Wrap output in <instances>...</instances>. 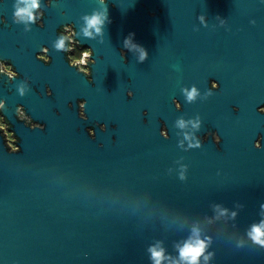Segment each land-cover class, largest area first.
Returning <instances> with one entry per match:
<instances>
[{
  "label": "water",
  "instance_id": "1",
  "mask_svg": "<svg viewBox=\"0 0 264 264\" xmlns=\"http://www.w3.org/2000/svg\"><path fill=\"white\" fill-rule=\"evenodd\" d=\"M3 2L9 19L22 9V0ZM60 3L63 13L38 0L47 16L33 34L23 30H31L30 21H14L17 31L0 29V55L20 73L10 91L0 82L4 113L18 138L11 150L0 134V264H157L153 251L161 252L158 264H189L180 250L198 241L205 248L197 264H264V247L252 239L254 228L264 232V114L257 111L264 105V0ZM106 6L110 23L101 43L88 20L103 19ZM61 19L94 52V86L55 48ZM130 33L147 59L157 60L154 46L163 44V69L179 91L206 75L240 93L211 95L205 104L198 97L190 113L216 126L218 147L210 137L189 148L198 140L194 120H180L165 140L139 125L124 95H101L106 79L122 92L128 67L119 49ZM38 44L48 47V66L35 59ZM130 44L136 61L142 50ZM32 84L56 95H38ZM97 123L105 130L91 138L85 127Z\"/></svg>",
  "mask_w": 264,
  "mask_h": 264
},
{
  "label": "flooded vegetation",
  "instance_id": "2",
  "mask_svg": "<svg viewBox=\"0 0 264 264\" xmlns=\"http://www.w3.org/2000/svg\"><path fill=\"white\" fill-rule=\"evenodd\" d=\"M32 0H22V9H13L11 11V19H9L6 5L3 0H0V29L4 28L7 31H17L13 30V22L16 21H30L32 23V28L29 30L28 26H25L23 30L27 34H33L35 30H40L44 26V19L46 18V11L44 8L31 7ZM46 6H52L53 8L59 10L63 13V9L61 8L60 0H45ZM27 10V11H23ZM31 13V14H30ZM30 15V16H29ZM63 19L60 20L59 26L56 29V34L58 36L59 41L63 40L64 48L63 51H68L69 45H72L73 51L76 55L75 59L71 61L76 69H84L86 66L81 64L79 59L81 58L79 46L75 44V29L72 23H63ZM42 25V27L37 25ZM62 27V31L58 33V30ZM81 44V43H80ZM83 47L86 44H81ZM41 46H45L44 44H38L37 51L35 54H38ZM17 47L16 44L11 43V48ZM128 47L132 49L131 44H128ZM48 48V47H47ZM163 48V44L159 43L157 46H154L155 52H158L157 60L147 59L143 63H138L136 61H132V53L128 52L126 49L121 47L119 50L124 52L125 60L122 61L126 67H128V73L124 77V84L122 86V92L116 93L111 88V83L108 79H106V85L104 87V93L101 95H124L127 101H132V104L129 107H132L133 116L137 120L140 126L150 129L155 134H158L160 137H163L165 133L160 132L161 126H164L168 134L170 131L177 129L180 120H186L189 125V117L191 111L194 110L198 101L192 104L185 103L184 97H181V91L178 90V83L173 78V76L166 70L163 69V62L161 60V55L159 54V50ZM69 53L68 55H71ZM67 60V56H65ZM67 62H69L67 60ZM133 65V70L130 67ZM20 73L16 69L14 62L12 59H8L7 57L0 55V82L2 81L3 86L7 91L11 90L10 82L15 81L17 77H19ZM83 76V75H82ZM84 77V76H83ZM86 78L90 79V75L86 76ZM85 79V78H84ZM92 83L89 84L86 80L85 82L90 86H94L96 81L91 75ZM210 81H215L218 83L219 88L212 92L211 95H240L238 91H231L228 89L226 83L221 78L204 76L201 81H188L181 85V87H190L195 85L203 94L208 90V84ZM31 87L35 89L38 95H45V88L47 87L50 90L51 95H56L55 92L45 86L40 90H37V86L32 84ZM131 91L132 97L129 98L125 95L126 92ZM4 95V94H1ZM163 95H169L168 102L166 103L163 99ZM175 99L181 105V111H176L172 101ZM204 101V102H203ZM202 102L205 104L206 100ZM84 103V99L82 97L77 98V106L78 112L85 116L84 109L80 107L81 104ZM261 107H264L262 105ZM232 109H238V107L234 104H231ZM260 108V107H259ZM5 102L3 100V96H0V134L3 137V141L5 145L9 148V145H12L14 142H18L17 136L14 135L12 129L10 128V123L7 121L5 113ZM236 112V111H235ZM234 112V113H235ZM18 119L24 120L26 124L33 126L37 125L36 122L30 119L28 115L20 116L16 113ZM183 116L182 118H178ZM110 127H114L111 122H109ZM100 125L104 126V123H97L94 128L93 124H87L86 130L88 135L92 137H96V135L101 132ZM193 127V123L191 124ZM99 128V129H98ZM218 129L216 126L211 125L208 122H202L200 132L196 135L198 139L203 137L205 133H208L209 139L210 137L215 142V137L211 136V133L218 134ZM13 133V134H12ZM111 138H114V134H111ZM220 139V138H219ZM205 141H202V143ZM258 144V143H257ZM218 147V145H216Z\"/></svg>",
  "mask_w": 264,
  "mask_h": 264
},
{
  "label": "clouds",
  "instance_id": "3",
  "mask_svg": "<svg viewBox=\"0 0 264 264\" xmlns=\"http://www.w3.org/2000/svg\"><path fill=\"white\" fill-rule=\"evenodd\" d=\"M102 2H103V0H102ZM106 5H107V3H106ZM31 7L38 8L39 7L38 0H32ZM23 11H27V10H23ZM217 18H220V17L217 16L216 19ZM197 20L199 21V24L201 26L208 27L206 17L204 15L197 16ZM107 23H110L107 6L105 7V15H104L103 19H101L97 15H93V17L90 20H88V26L90 28L95 29L98 34L102 35L101 43L103 42L104 29H105ZM97 25H100L101 27H97ZM37 26L42 27L41 24L37 25ZM101 28H103V32H101ZM62 30L63 29L61 27L58 30V33ZM194 31H198V29H194ZM85 36L90 40L94 39V37H92L91 34L88 33L87 31H85ZM130 42L133 43L134 47H137V48L142 50L141 56L137 57L136 61L138 63H143L145 60H147V58H148L147 50L143 46L134 42L133 34H131V33L127 37L124 38L123 49H126L128 52L132 53V49L128 47V44ZM75 44L79 46L80 55L83 57V59L80 61V63L86 65V67L84 69L78 68L76 70V73L82 74L84 76L85 80L89 84H91L92 83L91 66H94L96 63V60L93 59L94 52L90 47H87V48L83 47L77 39L75 40ZM55 48L57 49V51L62 52L64 54V59H65V56H67V60L69 61V62H66L67 66L70 69H73L74 65L71 63V61L75 59L76 55L73 51L72 45H69L68 51H63L64 42H63V40H61L55 45ZM69 53H72V54L68 55ZM120 58L122 61L125 60L124 52L122 50L120 51ZM35 59L37 61L41 62L43 65L48 66L51 63V57L48 55V48L45 46H41L39 53L36 54V56H35ZM89 75H90V79L86 78V76H89ZM218 88H219V85L217 82L210 81L208 84V90L205 91L203 94H201L200 90L195 85H192L190 87H181L180 91H181L182 96L184 97L185 103L192 104V103H195L197 101L198 97L200 98L199 100H201V101L207 100L208 97L211 96L212 92L215 90H218ZM45 95H49V96L51 95V92H50V90H48L47 87L45 88ZM125 95L127 97L131 98L132 92L128 91L125 93ZM172 103H173L176 111H178V112L181 111V105L175 99H173ZM69 107H70V105H69ZM80 107L84 109L85 103L81 104ZM233 111H236V109L234 108ZM257 111L261 114H264V107L258 108ZM78 116L81 120L86 119V118H81L82 114L79 112H78ZM182 117L183 116H180L178 118H182ZM189 120L195 121V123L193 124V127L196 129V132H199L201 129V124H202L199 114H197L195 117L189 118ZM100 129H101V131H104V126L100 125ZM160 132L165 133V135L162 138L167 140L168 139L167 129L164 126H161ZM208 135H209L208 133H205V135L203 137H200L194 145H189V148L199 149L202 145V141L207 140L206 137H208ZM211 136L215 137V142L212 140L213 143L215 145H219L220 139L217 136V134L213 132V133H211ZM257 143L260 144V147L258 148V150H259L261 148L260 137H257V140L253 144L254 148H255ZM240 207L242 208L243 205H240ZM259 208L261 210H264V203L260 204ZM233 214L235 215V213H233ZM253 231L255 233V235L252 237L253 242L259 244L261 247H264V240L261 239V237L264 236V232H261L259 227L254 228ZM204 248H205V246H204V243L202 241H198L194 245L193 244H186L185 247L180 250V255L182 258L187 259L189 261V264H197L198 258L204 252ZM209 255H211V253ZM153 258L157 260V264H158V260L161 258V252L153 251Z\"/></svg>",
  "mask_w": 264,
  "mask_h": 264
},
{
  "label": "built area",
  "instance_id": "4",
  "mask_svg": "<svg viewBox=\"0 0 264 264\" xmlns=\"http://www.w3.org/2000/svg\"><path fill=\"white\" fill-rule=\"evenodd\" d=\"M83 59V57L81 56V58L79 59V61L80 60H82ZM85 65V64H84ZM86 66V65H85ZM13 134V133H12ZM9 147H10V149L11 150H16L17 148H18V144H16L15 142L12 144V145H9Z\"/></svg>",
  "mask_w": 264,
  "mask_h": 264
}]
</instances>
